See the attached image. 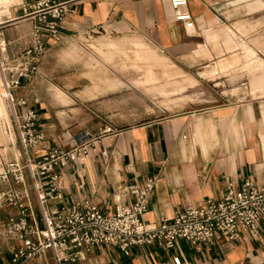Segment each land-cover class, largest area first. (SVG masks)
<instances>
[{
  "label": "crops",
  "instance_id": "obj_1",
  "mask_svg": "<svg viewBox=\"0 0 264 264\" xmlns=\"http://www.w3.org/2000/svg\"><path fill=\"white\" fill-rule=\"evenodd\" d=\"M34 1L21 0L12 7L14 18L3 26L11 53L21 51L30 42L33 17L24 5ZM67 4L73 11L62 18L61 38L58 42L49 39V44L78 40L94 31H134L181 71L195 70L202 81L210 79L226 89L218 92L224 100L220 103L189 105L178 112L152 117L128 114L119 110L122 104L110 106L109 100L98 99L102 89L97 84L80 88L70 97L54 85L57 102H51L43 95L40 66L50 52L44 53L36 75L15 89L16 94L28 97L37 111V124L45 132V142L32 149L33 156L53 145L70 148L74 143L69 136L82 130L98 136L95 148L82 160L57 167L64 204L87 200L110 213L117 202L134 200L128 190L141 188L153 178L154 191L147 199L143 218L158 223L161 217L171 220L176 212L207 198H221L228 182L239 185L249 179L264 185V4L258 7L256 0H187L186 9L194 17L190 28L175 20L169 0H67ZM68 47V53L75 51V45ZM255 50L259 56L252 60L251 51ZM243 53L245 67L236 70L239 75L230 79L231 63H243ZM252 61L259 68L253 73L252 65L247 66ZM185 78L188 83L195 81L188 75ZM237 87L251 93L238 97L225 92ZM256 91L260 93L251 95ZM0 107L3 110V105ZM4 117L10 129L0 130V167L21 156L20 145L13 148L16 134L9 111ZM105 125L116 131L101 132ZM12 148L15 157L5 160L3 153L12 152ZM10 185L16 186L13 182L0 184V190ZM28 187L38 215L34 193L31 185ZM50 204L55 206L54 202ZM16 213V207L0 203V223ZM259 230L256 238L229 240L218 235L212 242L197 246L179 241L169 250L139 245L127 256L117 249L115 255L108 252L114 255L113 264H173V255H178L183 264H264V220ZM15 245L16 240L4 237L0 258L9 257Z\"/></svg>",
  "mask_w": 264,
  "mask_h": 264
},
{
  "label": "built area",
  "instance_id": "obj_2",
  "mask_svg": "<svg viewBox=\"0 0 264 264\" xmlns=\"http://www.w3.org/2000/svg\"><path fill=\"white\" fill-rule=\"evenodd\" d=\"M169 3L175 20L183 22L186 28L192 27L194 17L186 9L187 0ZM18 4L11 3L7 10H2L0 3V100L9 111L21 150V160L15 157L1 164L0 184L13 182L16 186L0 190V203L16 207L17 213L0 223V256L4 237L16 240L17 245L9 257L0 258V264H75L87 252L103 246L127 256L139 245L169 250L179 241L197 246L212 242L218 235L229 240L259 235V223L264 220V185L249 179L239 185L228 182L221 198H207L197 206L176 212L171 220L161 217L158 223L143 218L147 199L154 191L153 178L147 179L141 188L128 190L134 200L117 202L110 213L87 200L82 204H64L57 167L82 160L95 148L98 136L92 137L82 130L69 136L74 143L70 148L53 145L33 156L32 149L45 142V132L37 124V111L28 97L16 94L15 89L36 75L48 40H60L62 18L73 7L67 0H35L25 4L26 13L33 17L30 42L21 51L11 53L3 26L14 18L11 8ZM9 129L7 120L0 115V130ZM115 131L111 125H105L101 132ZM28 178L38 215L26 183ZM171 260L173 264H183L178 255Z\"/></svg>",
  "mask_w": 264,
  "mask_h": 264
},
{
  "label": "rangeland",
  "instance_id": "obj_3",
  "mask_svg": "<svg viewBox=\"0 0 264 264\" xmlns=\"http://www.w3.org/2000/svg\"><path fill=\"white\" fill-rule=\"evenodd\" d=\"M134 36L140 37L134 31L123 33L94 31L86 36H80L78 40L49 44L45 54L50 53L45 58L43 67L40 66L44 98L57 102L52 91L54 85L60 87L70 97L79 92L80 88H93L97 84L102 89L98 99L109 100L110 106L122 104L119 110L123 109L128 114L136 113L144 117L164 116L181 111L189 105L224 101L218 92L220 89H226L225 85H216L210 79L202 81L195 70L190 73L181 71L174 61L164 56L146 40L141 37L142 40H130ZM100 37L115 41L97 40ZM71 44L75 45V51L68 53V46ZM257 47L260 49V46ZM256 51H251L252 60L259 56ZM244 59L245 55L242 56L243 63L239 65L231 63L230 79L239 75L236 70L245 67ZM239 60L240 58L237 61ZM247 66L251 67L252 73L259 69L256 68L255 61L248 63ZM186 75L193 77L195 81L188 83ZM227 91L237 94L238 97L251 93L246 88L239 87L225 90ZM259 93L260 91L252 92L251 95ZM0 105H3V110L0 107V115L6 116L8 109L2 100ZM14 141L13 148L18 149L19 142L16 136ZM15 149L3 153L4 159H13ZM19 159L21 160L20 157ZM26 183L31 185L30 180ZM101 248L87 252L85 258L75 264H113L111 259L116 254L115 249L111 247L107 249L105 246Z\"/></svg>",
  "mask_w": 264,
  "mask_h": 264
},
{
  "label": "bare ground",
  "instance_id": "obj_4",
  "mask_svg": "<svg viewBox=\"0 0 264 264\" xmlns=\"http://www.w3.org/2000/svg\"><path fill=\"white\" fill-rule=\"evenodd\" d=\"M5 1H7V2L5 3ZM20 2H21V0H0V3L2 5V7H3L2 10H7V8L9 7V5L11 3H20ZM263 4H264V2L262 0H256V5L258 7L262 6Z\"/></svg>",
  "mask_w": 264,
  "mask_h": 264
}]
</instances>
